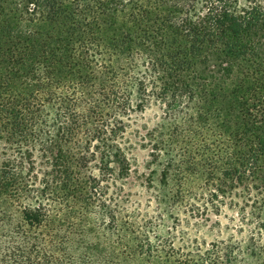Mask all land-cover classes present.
Here are the masks:
<instances>
[{"label":"trees","instance_id":"16d2710c","mask_svg":"<svg viewBox=\"0 0 264 264\" xmlns=\"http://www.w3.org/2000/svg\"><path fill=\"white\" fill-rule=\"evenodd\" d=\"M203 1L205 13L198 0H189L184 15L165 9L164 0L155 5L152 41L141 44L160 55L141 72L129 60L108 70L95 59L100 51L88 43L95 28L121 29L113 44L122 51L139 38L116 18L94 16L91 22L68 5L62 10V0H24L15 13L12 0H0V264H264L256 237L264 223L247 244L234 237L194 238L178 246L174 225L160 235L152 220L143 222L109 193L110 178L125 179L131 167L105 119L116 112L128 116L140 105L132 94L157 78L156 95L175 117L179 105L194 98V88L157 74L188 69L205 80L219 75L224 83L239 70L230 93L248 116V137L239 144L237 135L223 173L264 183V10L238 0ZM63 13L67 24L57 22ZM76 27L85 41L77 40ZM78 42L81 66L68 61ZM208 190V201L220 196L219 189Z\"/></svg>","mask_w":264,"mask_h":264},{"label":"rangeland","instance_id":"374dc122","mask_svg":"<svg viewBox=\"0 0 264 264\" xmlns=\"http://www.w3.org/2000/svg\"><path fill=\"white\" fill-rule=\"evenodd\" d=\"M12 1L10 7L19 13L24 0ZM187 1L161 3L165 9H181L184 15ZM198 1L197 8L205 13V2ZM157 3L160 0H62L60 6L63 10L68 5L71 11H77L78 17L85 15L91 22L94 16H112L126 31L138 35L130 50H118L113 37L122 30L103 26L102 30L94 29L95 38L88 43L91 49L100 51L95 59L105 62L108 70L129 60L134 63V69L144 72L150 67V57L160 55L155 48L141 44L152 41ZM256 3L264 10V0H238L242 6ZM57 22L67 24L66 15L57 17ZM75 29L79 34L77 40L85 41L87 35ZM168 34L173 36L171 30ZM69 53L72 56L68 61L81 66L80 42ZM53 67L61 68L58 64ZM209 67L215 71L216 62L212 60ZM168 71L171 72L169 68ZM130 75L137 76L136 72ZM157 75L176 82L187 81L194 88V98H186L179 105V114L170 117L164 102L156 95L162 83L158 78L148 79L143 93L132 94L135 106L140 103L139 106L128 116L116 112L105 119L108 135L124 149L131 167L125 179L110 178V195H115L122 208L138 213L143 222L152 220L154 231L160 235L174 225L173 237L178 246L194 238L211 241L234 237L247 244L250 236L257 233V225L264 223V183L250 175L240 180L235 176L226 178L223 173L227 152L240 139L237 135L242 139L239 144L248 137L245 134L248 116L234 106L230 93L232 82L240 80L239 70L226 83L219 75L200 79L191 69L178 75ZM170 160L174 163L165 177L164 169ZM94 172L99 174L97 170ZM212 182L215 184L210 186ZM208 189H219L220 196L208 201ZM256 237L264 246V230Z\"/></svg>","mask_w":264,"mask_h":264}]
</instances>
